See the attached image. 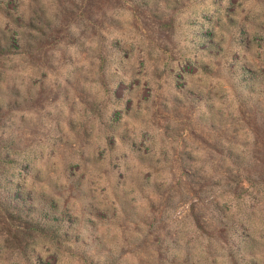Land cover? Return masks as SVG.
Segmentation results:
<instances>
[{
    "label": "clouds",
    "instance_id": "obj_1",
    "mask_svg": "<svg viewBox=\"0 0 264 264\" xmlns=\"http://www.w3.org/2000/svg\"><path fill=\"white\" fill-rule=\"evenodd\" d=\"M87 4L0 0V264H264V0Z\"/></svg>",
    "mask_w": 264,
    "mask_h": 264
},
{
    "label": "rangeland",
    "instance_id": "obj_2",
    "mask_svg": "<svg viewBox=\"0 0 264 264\" xmlns=\"http://www.w3.org/2000/svg\"><path fill=\"white\" fill-rule=\"evenodd\" d=\"M57 2L63 8L65 0H57ZM96 8H97V0H88L87 6L83 10L77 8L76 12L79 13L80 15L88 17L91 15L92 11L95 10ZM67 15L72 16L74 15V13L68 12ZM42 36H43V39L34 42V44L31 46L32 50H26V54H28L29 56H33V50H34L38 52L40 56H43L46 53V51L52 46V42L57 38L64 37L65 34L61 32H55L53 33V35L50 36L47 33H42ZM37 62H40L38 58H37ZM13 95H15L14 92H13ZM232 183H236V181H232ZM232 194L234 193L226 192L224 194V198H228ZM257 230L258 231L264 230V221H261L260 223L257 224ZM233 248H236V245H230L228 256L233 259V264H235V253L232 251ZM238 250L239 249H237V251ZM213 264H215V260H213Z\"/></svg>",
    "mask_w": 264,
    "mask_h": 264
}]
</instances>
